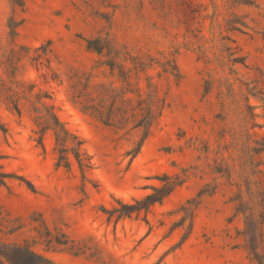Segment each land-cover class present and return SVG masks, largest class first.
I'll return each instance as SVG.
<instances>
[{
  "label": "rangeland",
  "instance_id": "374dc122",
  "mask_svg": "<svg viewBox=\"0 0 264 264\" xmlns=\"http://www.w3.org/2000/svg\"><path fill=\"white\" fill-rule=\"evenodd\" d=\"M124 51L157 62L137 73ZM54 116L83 172L56 166ZM0 166V253L264 264V0H0ZM163 175L179 184L147 211L102 210Z\"/></svg>",
  "mask_w": 264,
  "mask_h": 264
},
{
  "label": "trees",
  "instance_id": "16d2710c",
  "mask_svg": "<svg viewBox=\"0 0 264 264\" xmlns=\"http://www.w3.org/2000/svg\"><path fill=\"white\" fill-rule=\"evenodd\" d=\"M234 12H231V15H233ZM241 26H246L245 23L239 22ZM232 30H238L241 31L240 27H231ZM99 38L88 40V47L92 48L93 50L97 51L98 53L102 52V47L98 46ZM226 56L231 57L232 61H240L242 57L235 56V51L229 47L226 49ZM228 50V51H227ZM108 54L111 53V51H107ZM204 55H206L207 50L204 49ZM119 57L121 58V61H130L133 63L132 69H134L137 73L144 72L147 67L151 66L157 61H152L153 59H150L146 61L145 58H149L150 55L148 53H142L137 55H132L128 51H124ZM151 61V62H150ZM108 64L112 69L119 68L120 70H124V65L122 63H116L107 61L105 62ZM158 65L162 66L161 72L169 73L170 70H177V66L175 61H173V64L171 65L170 69H168L169 63H158ZM56 124H58L59 129H55V145L58 149L59 156L58 160L56 162V166H63L66 168L70 167V161H69V154H72L74 158L76 159L77 163L80 166V170L83 172V166H87L82 163V159L80 157V145L83 143L82 140L77 139L75 142L71 141L69 142L68 134L69 131L64 127L63 123H60L58 119L54 116ZM60 130V131H59ZM44 132V129H41V136ZM60 133H64V136H61ZM41 136H40V143H41ZM76 138V136H75ZM69 144H72L69 145ZM12 175L10 173H6L1 170L0 166V184H5V179L8 177H11ZM20 180H25L23 177H17ZM170 177L168 175H163L161 177L162 180L165 181V183L161 186H154L151 188L152 192L146 194L142 198L133 199L131 202H123L122 200L115 199L116 205H113L111 208H103L102 210L108 215L109 218L115 216V219L121 218V217H127L131 216L132 214L138 213L139 211H147L148 208L153 205L154 203L160 202L164 197H166L179 183H176L174 185H166L167 180ZM26 184L30 187H32V184L30 181L25 180ZM2 252L0 253V264H51V260L47 257L43 256L42 254L34 251L29 246L24 245H15V244H1Z\"/></svg>",
  "mask_w": 264,
  "mask_h": 264
}]
</instances>
